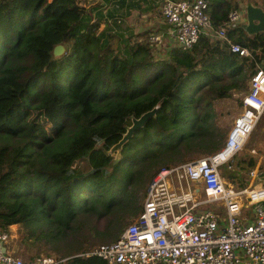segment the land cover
Segmentation results:
<instances>
[{
	"label": "trees",
	"instance_id": "1",
	"mask_svg": "<svg viewBox=\"0 0 264 264\" xmlns=\"http://www.w3.org/2000/svg\"><path fill=\"white\" fill-rule=\"evenodd\" d=\"M104 1H114V11L129 2ZM249 3L255 6V0ZM235 8L229 0H208L207 12L213 29L226 27V37L248 48L250 57L202 35L191 50L173 49L153 61L150 32L133 35L120 20L110 27L115 15L96 6L86 9L77 0H0V230L19 225V244L31 249L60 242L81 229L74 222L90 216L108 215L111 223L122 217L119 212L135 216L141 209L129 187L135 189L140 174L137 162L208 152L207 142L215 138L214 102L245 89L257 65L264 70V33L226 26ZM113 38L124 45L121 56L119 47L110 49ZM58 44L65 52L55 57ZM154 108L120 156L109 154L131 119ZM82 160L88 172L80 170ZM247 165L253 166L252 160ZM222 176L236 184L234 173ZM246 184L244 178L236 187ZM126 227L115 226V240ZM80 254L58 259L105 264Z\"/></svg>",
	"mask_w": 264,
	"mask_h": 264
},
{
	"label": "built area",
	"instance_id": "2",
	"mask_svg": "<svg viewBox=\"0 0 264 264\" xmlns=\"http://www.w3.org/2000/svg\"><path fill=\"white\" fill-rule=\"evenodd\" d=\"M243 7L228 13L227 27L246 23ZM207 8L208 0H161L165 28L150 34L151 52L189 51L206 35L226 42L230 52L250 57L248 48L226 37V27L213 29ZM241 102V112L219 150L159 170L147 186L140 213L121 235L80 255L99 257L105 264H264V172L250 170L249 184L237 188L219 171L224 165L233 168L264 111L262 68H256ZM9 229L0 230V264L65 261L17 257L9 248Z\"/></svg>",
	"mask_w": 264,
	"mask_h": 264
},
{
	"label": "rangeland",
	"instance_id": "3",
	"mask_svg": "<svg viewBox=\"0 0 264 264\" xmlns=\"http://www.w3.org/2000/svg\"><path fill=\"white\" fill-rule=\"evenodd\" d=\"M80 5L84 6L86 9L89 7L90 9L93 6L98 7V11H105L106 16H108V12L114 14V17H117L118 19L122 18L123 15L126 13H130L131 16L129 18H123L121 19L118 24L121 25L122 29L125 31L133 30V35L136 34V36L139 33L142 32H152L157 26L161 24L162 15L160 12V2L159 4L153 5L150 4L148 7L144 8L141 4L135 3L128 5V3H125V8L122 7L119 9L118 12L114 9V2L113 3H106L104 0H77ZM231 3H233L235 6L236 4L239 7L244 8L246 4L249 3L251 0H229ZM264 1V0H262ZM92 4V5H91ZM118 8V7H117ZM116 9V7H115ZM146 9V10H145ZM241 14L245 13V10H240ZM93 14L95 12L93 11ZM114 17L109 21L110 27L114 26V21L117 20L114 19ZM109 26V24H108ZM101 28H104V25L101 26ZM147 42L149 43V35H147ZM140 41V39H139ZM64 46V45H63ZM119 47V54L121 56V50L123 49L124 45L123 43H118L117 38L112 39V44L110 45V49L112 51H116V48ZM65 52L64 50L61 54L56 55L55 57H59L63 55ZM169 52L165 51H154L151 52V57L153 58V61L165 59L168 57ZM155 58V59H154ZM254 69L252 73L249 75L246 80L245 89L243 90H235L231 93L230 96L226 98L218 99L214 102L213 108H214V119H213V126L212 129L215 133V138L210 139L207 142V149L208 152L203 154H196L192 157L186 156L184 157L182 154H171L166 155L163 154L159 156L158 159H155V161L152 162V160H145L137 162L136 165L138 167V171H140V174H136L135 178H137V182L134 184L135 189L132 185H130L129 189L131 190L132 197L136 199V207L139 208L138 212L142 208L143 201L145 198V192L147 189V186L151 179L156 175L157 172L155 170L165 162H172L169 166L161 167L159 170L179 165L185 162H189L192 160V158H199L202 156H206L208 154H212L209 152V149H212L213 144L219 145L218 147L221 148L223 143L225 142L228 132L232 126L233 120L235 117L239 115L241 112V99L243 96L247 93L249 89V83L251 76L253 75ZM132 123V120H131ZM219 148V149H220ZM216 152V151H215ZM119 151L118 148L114 150L112 155L114 157H119ZM214 153V152H213ZM184 160L180 162L181 160ZM156 160L158 163H156ZM252 160L253 166L249 167L248 161ZM234 166L232 169H228L226 165L222 166V168L219 169L221 175L224 173H234L236 176V184L237 181H243L244 178L247 182V184L244 186L246 187L250 182V176L249 171L252 169L257 168L258 170H261L264 172V111L262 112L260 118L257 120L253 131L247 138L242 150L235 156L234 160ZM160 163V164H159ZM238 163L239 166H238ZM246 167L245 169L242 168ZM79 168L81 171L88 172L89 171V165L86 160H82L79 164ZM158 170V171H159ZM223 177V176H222ZM224 179V178H223ZM226 180V179H225ZM227 181V180H226ZM229 182V181H227ZM231 183V182H229ZM133 184V183H132ZM233 184V183H231ZM236 184H233L235 187ZM243 188V187H239ZM203 198V196H201ZM211 208L217 209L215 205H208ZM248 215L251 214V212L248 211ZM119 215L122 217L118 221L110 222L111 218L110 216H106L105 218L96 219L95 217H87L86 220H78V222H74V224H78L81 229L73 231L68 237H65L60 242H57L55 244H40L36 247H31V249H24L19 244V238L21 237L20 233V227L19 225H12L10 226V234L12 235V239L9 243V248L13 253L17 256L22 258L23 260H29V256L31 255H37V257L49 255L54 256L56 258H62L64 255L68 253H85L88 251H91L95 249L96 247L104 244H108L110 242L115 241V234L117 231H115V226H128L138 215L132 216L129 215L127 211L125 212H119ZM224 221V218H223ZM77 226H75L76 228Z\"/></svg>",
	"mask_w": 264,
	"mask_h": 264
},
{
	"label": "water",
	"instance_id": "4",
	"mask_svg": "<svg viewBox=\"0 0 264 264\" xmlns=\"http://www.w3.org/2000/svg\"><path fill=\"white\" fill-rule=\"evenodd\" d=\"M245 15L247 23L242 26L247 34L254 35L264 32V10L262 8L248 3L246 4ZM63 50L64 46L62 44L56 45L53 49V56L61 54ZM155 110L156 108L142 114L138 118H132L131 126L127 129L122 139L110 149L109 153L112 155L116 148L120 151L122 145L132 137L134 131L144 127L148 123L149 119L155 114Z\"/></svg>",
	"mask_w": 264,
	"mask_h": 264
},
{
	"label": "crops",
	"instance_id": "5",
	"mask_svg": "<svg viewBox=\"0 0 264 264\" xmlns=\"http://www.w3.org/2000/svg\"><path fill=\"white\" fill-rule=\"evenodd\" d=\"M127 1H129V2H127ZM126 2L128 3V5H131V4H135L136 2L137 3H139V4H141L144 8H146V7H148L150 4H152V6L153 5H158L159 4V2H160V6H161V0H127ZM112 2H114V1H112ZM136 5V4H135ZM255 6H257V7H260V8H262L263 10H264V1H262V0H255ZM117 7V6H116ZM119 9L120 8H116V12H118L119 11ZM123 9V8H122ZM146 10V9H145ZM131 16V14L130 13H127V10H126V13L123 15V17L122 18H120V19H118L117 17H114V19L116 18V20L117 21H119V20H123V18H129ZM162 17V16H161ZM161 22V24L159 25V26H157L152 32H154V31H156V30H158V28H160V27H163V28H165V24H164V20H163V17H162V20L160 21ZM133 31V30H132ZM152 32H150V33H152ZM256 68H261L259 65H257L255 68H254V72H255V70H256ZM254 72H253V74H254ZM252 77V76H251ZM249 90V89H248ZM200 209V208H199Z\"/></svg>",
	"mask_w": 264,
	"mask_h": 264
},
{
	"label": "clouds",
	"instance_id": "6",
	"mask_svg": "<svg viewBox=\"0 0 264 264\" xmlns=\"http://www.w3.org/2000/svg\"><path fill=\"white\" fill-rule=\"evenodd\" d=\"M236 5H237V4H236ZM237 7H238V5H237ZM245 8H246V5H245ZM245 16H246V15H245ZM246 23H247V21H246ZM246 23H244V24H246ZM244 24H241V25L238 24L237 26H242V25H244ZM237 26H236V27H237ZM263 33H264V32H263ZM109 154H110V153H109ZM141 209H142V208H141Z\"/></svg>",
	"mask_w": 264,
	"mask_h": 264
}]
</instances>
